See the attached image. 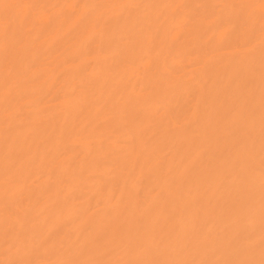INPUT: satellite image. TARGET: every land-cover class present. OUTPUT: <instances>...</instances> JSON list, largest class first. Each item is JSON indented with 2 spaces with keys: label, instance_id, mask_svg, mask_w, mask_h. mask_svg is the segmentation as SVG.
Segmentation results:
<instances>
[{
  "label": "bare ground",
  "instance_id": "obj_1",
  "mask_svg": "<svg viewBox=\"0 0 264 264\" xmlns=\"http://www.w3.org/2000/svg\"><path fill=\"white\" fill-rule=\"evenodd\" d=\"M0 264H264V0H0Z\"/></svg>",
  "mask_w": 264,
  "mask_h": 264
}]
</instances>
